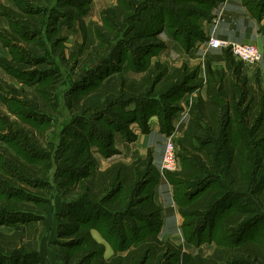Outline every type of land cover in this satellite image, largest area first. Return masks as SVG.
Wrapping results in <instances>:
<instances>
[{
	"label": "trees",
	"instance_id": "trees-1",
	"mask_svg": "<svg viewBox=\"0 0 264 264\" xmlns=\"http://www.w3.org/2000/svg\"><path fill=\"white\" fill-rule=\"evenodd\" d=\"M6 1L8 5L0 4V14L7 18L8 29H0V40L10 53L11 43H26L30 48L34 45L39 47V44L31 43L30 40L37 35L42 21L43 24L45 21L56 23L58 16L80 19L89 4V0H65L68 11L61 14L57 8L52 7V0ZM48 1L49 6L45 7ZM219 1L222 0H116L115 5L101 10V25L97 26L96 32L100 42L109 41L105 51L111 45L122 47L106 56L104 71L110 70L102 75L104 80L101 77L96 84L74 99L81 105L79 112L73 116L76 118L72 121L65 122L62 132L67 133L70 141V145L66 147L69 153L61 157L62 159L58 158L59 164L56 162L54 169L55 173H68L72 186H76L82 195L83 206L88 207V213L91 211L86 216L73 215V225L68 228V232L73 234L81 228H95L107 240L114 253L104 259L102 245L88 233L81 231L75 240L78 243L69 246V249L76 247L75 245H80V248L74 255H69L73 259L68 264H264V243L261 244L264 236L248 243H242L243 234L233 238L231 233L239 232L244 226V223L241 224L242 211L236 208L234 212L226 214L227 194L251 193V181H262L264 184V168L259 169L261 171L256 175L251 174V153L257 147L253 144L254 141L252 144L247 143L248 137H253L264 149V91L260 88L259 91L255 90L244 75L242 61L236 59L228 49L223 50V68H212L209 62L206 63L202 84L205 86L206 96H197L190 102L188 124L178 143L177 155L181 167L177 172L164 173L172 184L173 199L183 217L182 231L185 241L194 246L214 241L216 247L212 253L206 256L184 253L180 245L158 237L162 223L161 208L154 200V189L160 173L150 154L145 158L138 157L129 164L114 162L105 169L98 170L97 158L90 150L93 143L103 157L113 155V132L119 131L126 140H133L136 134L128 129L129 124L138 123L141 131L147 133V119L152 114L158 116L161 132H171L173 113L179 108L173 105V101L181 92L198 88L201 79L193 83L196 79L195 72L186 64L169 70L160 61L151 65L145 61L146 65L141 57L163 48L165 42L158 35L164 31L170 38H179L183 32L188 33L189 37L203 38V28L193 18H210L211 8ZM241 2L255 19L260 21L263 18L264 0ZM77 3L81 5L79 9ZM126 29L133 32L136 44L130 43L128 39H121ZM259 29L264 33V26ZM82 33L80 58L85 63L92 61L102 47L94 41L84 39V34H89L88 30H82ZM112 40L115 41L113 44ZM34 48L29 53H34ZM112 49L114 51V47ZM83 51L87 52L85 56ZM124 53H129L130 59H123ZM40 59L45 61L44 56ZM112 60L117 64H108ZM124 60L135 63L134 70L141 74L138 79L129 80L131 78L121 73L118 63ZM33 62L34 60L27 62L14 56L11 59L0 58L1 68L13 76H18L22 70L32 67ZM93 70L95 68L89 71L92 73ZM47 73L49 72L46 71L42 78L40 88H35V93L46 94L42 89L52 83L45 81L50 77ZM4 90L22 97L23 87L22 90L14 88L0 79V91ZM92 94V97H100H91L88 102L86 98ZM120 97L121 100H117ZM150 99L154 104L148 106L146 103ZM116 100L119 103H113ZM100 101L118 105L121 112L117 116V124L106 118L108 112L105 108H100ZM130 103L134 106L127 108L125 105ZM41 110L43 109L39 111L42 112ZM0 115V131L19 130L23 143L31 141L30 135L23 132L25 130L18 129L19 126L5 114ZM26 119L22 122L30 126L35 123L40 127L38 122L45 123L51 118L46 117L43 112L41 116L27 112ZM8 141L15 142L14 138ZM32 143L36 142L33 140ZM7 151L0 148V188L3 184L12 185L19 181L31 183L26 180L30 178H35L33 181L44 179L47 167L38 165L37 161L46 159V156L30 152V158L24 160L17 153L9 155ZM261 161L264 160L259 159L255 164L258 168L262 166ZM7 163L16 173L8 169L9 167L6 168ZM6 175H13V179L7 180ZM211 184L214 186L211 187ZM207 185L209 189L193 200ZM5 188L11 189L12 186ZM18 189L22 190L20 187ZM4 197L8 199L11 195L6 194ZM22 198L25 201L31 200L25 194ZM7 199L0 202V209L7 204ZM100 209L103 211L100 212ZM114 217L116 221H111ZM18 236L17 233L8 236L0 232V238L8 239L9 247L19 246L13 240L15 237L19 240ZM230 238L233 240L230 242L231 247L223 248V240L229 241Z\"/></svg>",
	"mask_w": 264,
	"mask_h": 264
},
{
	"label": "rangeland",
	"instance_id": "rangeland-1",
	"mask_svg": "<svg viewBox=\"0 0 264 264\" xmlns=\"http://www.w3.org/2000/svg\"><path fill=\"white\" fill-rule=\"evenodd\" d=\"M52 1V7H55V9L57 8L61 14L68 11V4L65 3V0ZM75 1L77 2V0ZM109 1L110 0H107V3H109ZM92 2L93 0H89L87 11L82 15L80 19H76V17L68 18L66 16H58L56 17V23L55 21L53 23H48L47 21H45V23L43 24L42 21L40 29L38 33H36L37 35L30 40L31 43L39 44V47L34 45L30 48L26 43H11L12 53H10L8 49L9 59L14 56L18 59L22 58L23 61L28 62V60H34V62L32 67H29L24 71L22 70V73H19L18 76H13L5 73L6 79H1L3 83H5L6 85H12L14 88L22 90L23 87V93L22 97H17L8 93V91H0V95L2 98L0 101L7 102H5L7 106H0V114H5L6 116H8L10 120H13V122H15L17 126H19L18 129L25 130L23 131L25 135H30L32 139L31 141H29L30 143L28 141V143H26L25 141L23 143L22 137L19 135L20 133H18L19 130H14L13 132L10 130L4 132L0 131V148L7 149L9 155L15 152L24 160H28L30 158V152H35L38 156H46V159L37 161V163L38 165L47 167V174L41 181L37 179L36 181H33L35 178H30L26 180L31 181V183L19 181L13 182L12 185L8 184L12 186L11 189L5 188L8 187L7 184H3V186L0 188V202L4 201L3 199H7L4 197L6 194L11 195V198L7 199L10 202L8 201L7 204L2 206L3 209H0V232L8 236H12L16 233L19 235V240L16 237L13 239L14 244L16 242V244L19 243L18 247H9L8 239L3 237L0 238V264H65V260H67L66 264H68L70 260L73 259V257H69V255H74L80 248V245H75L76 247H73L72 249H69V246H73V244L78 243V241L75 240L77 239V235L81 231L88 233L93 240L101 244L103 249L102 257L104 259L108 258L107 255H105V247L106 245L109 246V243L101 234L100 235L102 237L95 236L97 239L92 236L91 230L95 228L88 227L85 229L80 227L81 229L79 230V232H75L73 234H71V232H68V228L73 225L72 221L74 220L71 219L73 215L79 216L84 214L86 216L90 214L91 211H89L88 213V207L83 206L82 202H84V200L82 198V195L79 189L75 188L76 186H72L73 183L71 182L72 180H70L71 178L67 175L68 173L65 174L58 171H56L55 173L54 169L56 166V162L59 161L58 158L62 159L61 157L69 153V150L68 148L66 149V147L70 145V141L67 137V133L63 134L62 132L65 129V122L72 121L74 118H76H73V116L77 114V112H79L78 110L81 105L78 104L74 99L76 98V96H80L82 92L96 84V82L99 81L104 73L109 72V68H111V66L108 68L109 70L104 71L106 70L104 64L106 61V56L108 54L116 52L117 49L122 47V45L118 47L111 45L110 48L105 51V47L107 43H109V41L100 42L96 32L97 26L101 25V10H99V14H97L96 9L94 12L88 13ZM8 4L9 3L5 1V5ZM49 4L50 3L48 1L45 7L49 6ZM115 4L104 6V8L113 6ZM218 4L219 2H216L211 8V11H213ZM76 6L77 9H79L81 5L77 3ZM218 17L219 13L218 15L211 14L210 18L208 19L198 20L194 17L193 20L195 22H199L203 28V26H206L210 21L214 22V18ZM262 20L263 21H261L262 23L260 26H264V16ZM82 23L83 25H85L82 26ZM88 24L91 25L86 26ZM135 26L137 27L136 24ZM82 30H84V32H87V30L89 31L88 36L87 34H84V39L86 38V40L94 41L96 45H98L100 48L102 47V49L99 50L98 55L96 54L97 56L95 55L96 57L92 59V61L85 63H83V58H80V46L83 44ZM203 35V38H195L189 37L188 33L183 32L181 35H179V38H170L165 34L164 31V33L158 35L159 37L161 36L162 38H160L165 42L163 48L158 49L153 54L148 53L142 55L143 57H141L144 62L146 61L148 63V65H151L155 61H160L164 63L169 70H173L174 68H177L182 64H186L190 70H193L195 72L194 74L196 76V79L193 81V83H197L198 80L201 79V85L198 88L181 92L173 101V105L179 106V108L173 113L172 124L180 121V126H183V121L185 119V123L187 125L189 109L188 102L194 97L200 95L201 86L203 84L205 65L207 62L211 63V52L204 49V45H207L206 41L208 40L210 35H207L206 33H204V31ZM121 39H128L130 43L132 42V44H136L134 41L135 39L133 36V32L129 31V29H126ZM113 42L115 41L112 40V44ZM113 47L114 51H112ZM32 48H34L36 51H34V53H29L30 49ZM218 49H221L222 52L224 50L223 48ZM261 51L262 59L258 63H254L251 65H246L243 63L244 75L248 78L250 83L257 91H259V88L264 91V49L262 48ZM83 53L85 56L87 52L85 53V51H83ZM128 54L124 53L123 59H130V56ZM42 56H44L45 61H42V59H40V57ZM35 60H37V62ZM108 64H112V66H114L117 63L115 64L112 60ZM118 65L121 67L122 72H120L125 76L131 78H128L129 80L138 79L141 75L139 72L134 70V62L127 63L126 60H124L123 62L118 63ZM93 68H95V70H93L91 73V71L89 70ZM46 71L49 72L46 75H50V77L45 81H50L52 83L47 84V86L42 89L44 92H46V94L35 93V88H40L39 85L42 84V78L45 77L44 74ZM102 71L104 72L101 73ZM101 80H104V78L102 77ZM93 95L94 94L86 98L88 99V102L89 98L91 99ZM99 97V95H95L92 98ZM32 98H34V102H32ZM117 100H121V97L117 98ZM117 100L113 103H119V101ZM151 100L152 99H150L146 103L148 104V106L154 104ZM30 101L32 104L29 103ZM99 103L101 105L100 108H105L108 112L106 118H108L109 120H113L114 124H117V116L120 115L121 112L118 105H112L113 103L107 104L104 101H100ZM125 106H127V108H131L134 105L130 103L129 105ZM40 109H43L41 111L44 115H46V117L51 118L49 119L50 122H38L37 124L40 127H37L35 123H33L34 125L32 124L30 126L27 123L22 122L24 120H27V112H29V114L33 112L35 116H41L42 112L39 111ZM138 126V123H130L128 129H131L132 131H130L133 132V129ZM147 126V132L152 127L159 130L163 140L165 138V135L170 134L160 131L159 119L155 114H152L151 116L149 115L147 119ZM138 128L140 130V133L143 134L140 127ZM136 137L137 135H135L133 140H126L121 132H113L112 147L115 149V151L113 155L107 157L111 158L112 156H114V161H112L111 163L121 162L129 164L138 157L145 158L148 154L151 155L150 151L139 149L141 148L139 147L140 142L130 143L131 141H134ZM10 138H14L16 143L8 141ZM181 138L175 139L177 141V144L179 143V139ZM33 140L36 143H32ZM47 141H52V143H47ZM257 141L258 140H254L253 137H248L247 139V143L252 144L253 142V144H255V147H257V149L255 148V151L251 153V174L253 175L258 174L262 170V168H264V161H261V168H258V165H255L259 159L264 160V149L261 148V145H258ZM123 148H129L127 151H125V156H122L120 153V149L123 150ZM90 150L94 153V156H96V158H105L102 156V154L97 152V146L95 144H91ZM178 151L179 147L177 149V152ZM256 152L259 156H257ZM178 163L180 169V159L178 160ZM110 164L105 165L104 160H101L100 162L97 159L98 170H103ZM153 164L155 165L154 162ZM5 166L6 168L9 167L8 169L16 173L15 171H13V169H11L8 163ZM157 168L159 170V166ZM12 176L13 175H6V179H10L12 178ZM217 176L219 177L220 175ZM251 182V193L248 192V194L246 193L243 195L241 193H229L227 194V200L225 202V205L227 206L225 208L228 209L226 214L234 212L236 208H240V210L242 211L243 219L241 224L244 223V226L243 228H241V230L239 229V232L235 231V233H231V236L233 238H237V235L240 236L241 234H243L244 238L242 239V243L254 242L259 239V236H264V184L262 183V181H257L256 183H254L253 181ZM212 186L214 185L211 184V187ZM19 187L22 188L23 191L18 189ZM202 189L203 190L199 194H197L193 200L198 198L204 191L208 190L209 186H204ZM24 194L29 197L28 199L31 200L25 201L22 198ZM22 205L26 206V208ZM90 210H92V208ZM102 211L103 210L100 209V212ZM134 211L138 212V209H135ZM94 213L98 215V212L96 213V211H94ZM127 220L129 221L130 219L127 218ZM111 221H116L115 217L112 218ZM144 231H146V229H144ZM81 236H84V234H81ZM214 236H216V233L214 234ZM99 240H102L103 242ZM232 241L233 240H231V238L229 241L223 240L224 243L222 247H231L230 242ZM212 243L216 244L214 241ZM263 243L264 241H262L261 244ZM179 245L181 246L184 253H188V250L185 251L182 245ZM204 245H206V243ZM190 252L191 251H189V253ZM207 252L208 251L206 250L205 252L200 254H204ZM192 253L193 252H191L190 254ZM105 256L107 258H105Z\"/></svg>",
	"mask_w": 264,
	"mask_h": 264
},
{
	"label": "crops",
	"instance_id": "crops-1",
	"mask_svg": "<svg viewBox=\"0 0 264 264\" xmlns=\"http://www.w3.org/2000/svg\"><path fill=\"white\" fill-rule=\"evenodd\" d=\"M5 1L6 0H0V4L5 5ZM110 4H115V0H110L109 3H107V0H102V1L93 0L88 13L94 12L96 9L97 14H99V10H102L104 6H108ZM218 13H219V17L217 18V20H215L214 22L210 21L206 26H203L204 33L223 41L250 43L256 45L260 49L263 48L264 33H262L259 29L262 23L261 21L263 20L261 19L260 21H258L257 19H255L249 13V11L243 6L241 0L219 1V4L216 5L213 11H211V14L213 15H218ZM0 29H8V20L4 15L1 14H0ZM204 49L206 51L211 52L212 64L210 63V65L212 66V68L224 67V56L221 49L209 48L207 45H204ZM0 57L9 59L8 48L6 46H3L1 40H0ZM5 73L6 72L0 66V79H6L5 76L7 73L6 74ZM199 96L202 98H205L206 96L204 85L201 86V91ZM191 101L192 99L188 102V104H190ZM0 102H1L0 106H6L5 103H3L2 101ZM188 119H189V113L187 120ZM183 122H184L183 126L186 129L187 125L185 123V119ZM133 132L137 135V137L134 141H131L130 143L140 142L139 147L141 148L139 149H144V151L147 150L150 151L151 156L153 158V162L155 163L156 167H158L163 152V138L159 130L152 127L147 133L142 134L140 133L139 128L135 127V129H133ZM128 149L129 148H123V150L120 149L121 155L125 156V151H127ZM113 157L114 156H112L111 158H102V159L97 157V159L100 162L101 160H104L105 165H108L112 161H114ZM154 200L161 208L160 218L162 223L158 233L159 238L168 239L177 245L181 244L185 251L188 250V253L189 251H191L193 252L192 254H196V253L200 254L205 252L206 250L208 251L207 253L200 255L204 256L212 253L215 247L214 243L207 242L206 245H204L205 243H203L199 246H194L185 241L182 231L183 217L179 211V207L177 203L173 199L172 184L169 183V181L163 175H160V178L155 186ZM91 231L90 232L92 233V236L94 238H96L95 236L102 237L96 229H92ZM105 252L104 253L105 255H107L108 258L112 256L114 253L110 245L109 246L106 245ZM107 257L105 256V258Z\"/></svg>",
	"mask_w": 264,
	"mask_h": 264
},
{
	"label": "built area",
	"instance_id": "built-area-1",
	"mask_svg": "<svg viewBox=\"0 0 264 264\" xmlns=\"http://www.w3.org/2000/svg\"><path fill=\"white\" fill-rule=\"evenodd\" d=\"M214 19L217 20V18ZM206 43L209 48L228 49L236 59L246 65L258 63L262 59L261 49L254 44L223 41L213 36H210ZM172 127L170 134L165 135L163 140V152L159 164L161 175L166 172H177L179 170L178 144L175 139L182 137L184 126H180V121H178L172 124Z\"/></svg>",
	"mask_w": 264,
	"mask_h": 264
}]
</instances>
